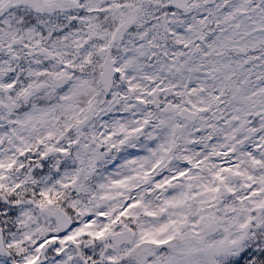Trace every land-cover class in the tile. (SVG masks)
<instances>
[{"label":"snow or ice","instance_id":"obj_1","mask_svg":"<svg viewBox=\"0 0 264 264\" xmlns=\"http://www.w3.org/2000/svg\"><path fill=\"white\" fill-rule=\"evenodd\" d=\"M0 264H264V0H0Z\"/></svg>","mask_w":264,"mask_h":264}]
</instances>
